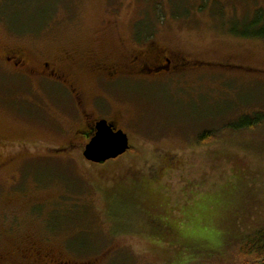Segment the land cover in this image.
<instances>
[{
  "label": "rangeland",
  "instance_id": "1",
  "mask_svg": "<svg viewBox=\"0 0 264 264\" xmlns=\"http://www.w3.org/2000/svg\"><path fill=\"white\" fill-rule=\"evenodd\" d=\"M260 10L264 0H0V51L55 65L130 146L102 164L68 150L83 136L77 100L0 65L2 264H258L242 242L264 229V118L235 125L264 117V40L231 29ZM156 53L182 66L98 76Z\"/></svg>",
  "mask_w": 264,
  "mask_h": 264
},
{
  "label": "flooded vegetation",
  "instance_id": "2",
  "mask_svg": "<svg viewBox=\"0 0 264 264\" xmlns=\"http://www.w3.org/2000/svg\"><path fill=\"white\" fill-rule=\"evenodd\" d=\"M140 57H142L140 54L134 55L128 68L101 66L97 69V72L99 71L98 76L104 79L106 82H111L121 77L149 75L151 72H169L172 67L176 70L182 66V59L179 60L177 57H174L170 60L156 53L154 60L151 62H144L140 59ZM28 63L29 61L26 59L25 54L19 48H4L2 51H0V65L4 66L5 68L7 66L10 71L15 74L17 72L18 75L23 77H35L41 82L45 81L55 85L58 84L68 91L73 99L77 100V108H79V111H81L83 116V123L78 128V133L83 136L81 137L82 139L78 144L72 143L68 150L74 149L77 145L83 147L84 149L85 145L95 134L96 123L99 120L105 119L107 123L113 125L116 130L119 129L113 120L108 118L94 119L93 115L86 111L82 105V95L80 97L81 91H78V89L73 84H71L62 73H60L55 65L51 64V66L48 62H42L35 67H28ZM16 69H18V71ZM58 150L64 151L66 150V147ZM44 257H46V260L43 261L44 264H59L58 261H55L52 258H49L47 261V256L44 255ZM0 264H2V261H0Z\"/></svg>",
  "mask_w": 264,
  "mask_h": 264
},
{
  "label": "water",
  "instance_id": "3",
  "mask_svg": "<svg viewBox=\"0 0 264 264\" xmlns=\"http://www.w3.org/2000/svg\"><path fill=\"white\" fill-rule=\"evenodd\" d=\"M129 147L127 134L102 119L96 123V132L85 145L82 155L87 161L102 164L121 156Z\"/></svg>",
  "mask_w": 264,
  "mask_h": 264
},
{
  "label": "trees",
  "instance_id": "4",
  "mask_svg": "<svg viewBox=\"0 0 264 264\" xmlns=\"http://www.w3.org/2000/svg\"><path fill=\"white\" fill-rule=\"evenodd\" d=\"M231 33L240 37H255L264 40V11L260 10L258 16L254 17L247 27H244L241 31L231 29ZM262 115L256 114L255 116H243L237 123V128L251 127L255 123L259 122ZM242 250L246 254H254L258 264H264V229L259 230L253 236H246L244 242H242Z\"/></svg>",
  "mask_w": 264,
  "mask_h": 264
},
{
  "label": "snow or ice",
  "instance_id": "5",
  "mask_svg": "<svg viewBox=\"0 0 264 264\" xmlns=\"http://www.w3.org/2000/svg\"><path fill=\"white\" fill-rule=\"evenodd\" d=\"M177 264H185V262L183 260H179Z\"/></svg>",
  "mask_w": 264,
  "mask_h": 264
}]
</instances>
